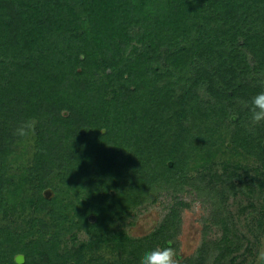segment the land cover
Wrapping results in <instances>:
<instances>
[{
    "label": "trees",
    "instance_id": "16d2710c",
    "mask_svg": "<svg viewBox=\"0 0 264 264\" xmlns=\"http://www.w3.org/2000/svg\"><path fill=\"white\" fill-rule=\"evenodd\" d=\"M261 91L264 0H0V264H139L178 212L145 238L133 212L188 188L223 232L193 264H234L227 203L264 197Z\"/></svg>",
    "mask_w": 264,
    "mask_h": 264
},
{
    "label": "rangeland",
    "instance_id": "374dc122",
    "mask_svg": "<svg viewBox=\"0 0 264 264\" xmlns=\"http://www.w3.org/2000/svg\"><path fill=\"white\" fill-rule=\"evenodd\" d=\"M237 120V117L232 119L233 122ZM32 130L34 133L28 136V145L29 151L33 152L36 129ZM228 147L231 145L228 144ZM221 171L223 173V169ZM54 197L55 193L51 199ZM154 200L133 212L126 226L129 236L145 238L154 235L166 217L172 211H176L178 222L171 242L179 253L180 264H193L199 258L201 249L222 240L223 232L214 226L210 206L200 199L194 189L164 192L158 194ZM225 223L233 233L231 246L235 252L230 256V260L236 257L234 264H256L258 252L264 250V197L258 198V195L249 196L245 193L229 200L225 211ZM68 240L70 241L68 248L77 251L88 238L85 235H78L75 243L71 241L72 239Z\"/></svg>",
    "mask_w": 264,
    "mask_h": 264
},
{
    "label": "clouds",
    "instance_id": "9594fccd",
    "mask_svg": "<svg viewBox=\"0 0 264 264\" xmlns=\"http://www.w3.org/2000/svg\"><path fill=\"white\" fill-rule=\"evenodd\" d=\"M250 112L249 131L257 126L264 125V91L257 93L251 101L245 105ZM33 128L31 120L21 121L14 130V135L25 138ZM139 264H180L179 253L172 242L165 246L156 247L146 251L140 258ZM256 264H264V250L257 254Z\"/></svg>",
    "mask_w": 264,
    "mask_h": 264
},
{
    "label": "water",
    "instance_id": "95a60500",
    "mask_svg": "<svg viewBox=\"0 0 264 264\" xmlns=\"http://www.w3.org/2000/svg\"><path fill=\"white\" fill-rule=\"evenodd\" d=\"M53 195H54V193H53V191H51V190H47V191L45 192V196H46V198H48V199H51V198L53 197ZM17 263H18V264H23V263H24V257H23V256H18V257H17Z\"/></svg>",
    "mask_w": 264,
    "mask_h": 264
}]
</instances>
